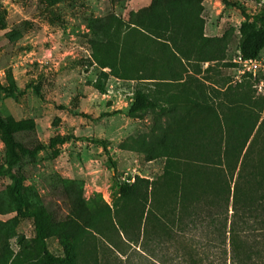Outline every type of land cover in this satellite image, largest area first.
I'll list each match as a JSON object with an SVG mask.
<instances>
[{
  "label": "rangeland",
  "instance_id": "rangeland-1",
  "mask_svg": "<svg viewBox=\"0 0 264 264\" xmlns=\"http://www.w3.org/2000/svg\"><path fill=\"white\" fill-rule=\"evenodd\" d=\"M153 1L0 0V80L5 85L15 82L21 89L18 98L4 100L2 115L14 125L21 142L44 146L36 157H23L19 170L29 202L44 213L50 232L46 241L56 254L63 253L60 240L65 234L75 232L83 239L87 235L79 214L88 217L107 204L113 207L117 195L115 168L93 139L108 142L122 182H134L136 176L154 179L164 172L166 158L150 160L149 156L168 120L160 119L156 111L138 117L127 111L137 87L149 90L161 103L165 96L155 92L151 85L155 83L113 74L106 80L107 92H99L93 84L102 70L110 69H103L93 56L90 39L94 35L89 28L92 19L99 18L98 25L113 16L128 19ZM161 1L170 17L179 14L189 31L184 38L195 48H202L198 36L202 30L218 39V53L224 55L209 66L194 55L183 67L177 62V70L187 66L196 73L201 70L199 84L205 82L218 102L242 104L254 116L263 117L264 50L255 71L243 72L238 60L241 23L245 14L264 21V0H184L180 10ZM175 49L185 50L186 45H169L166 53ZM63 137L69 139L52 143ZM7 161L0 129V250L4 246L13 252L4 264H38L44 249L34 218L17 215L9 190L12 179L4 173ZM97 238L104 264H148L140 247L126 245V253H119L100 235Z\"/></svg>",
  "mask_w": 264,
  "mask_h": 264
},
{
  "label": "trees",
  "instance_id": "trees-1",
  "mask_svg": "<svg viewBox=\"0 0 264 264\" xmlns=\"http://www.w3.org/2000/svg\"><path fill=\"white\" fill-rule=\"evenodd\" d=\"M167 3H173L175 10L185 5L184 0ZM163 7L161 0H154L128 19L113 16L103 25H98L99 18L92 19L89 28L94 35L90 39L93 56L103 69H110L102 70L93 84L99 92H107L110 74L177 89L163 93L162 105L150 91L137 87L127 111L131 117L151 111L170 117L149 156L150 160L166 158L164 172L154 179L136 176L134 182H122L108 142L93 139L115 168L117 195L113 207L107 204L88 217L79 214L87 235L83 239L75 232L65 234L60 240L62 254L48 247L44 213L29 202L19 170L23 157H36L44 146L21 142L14 125L2 115L4 100L18 98L21 89L15 82L5 85L0 80V129L8 156L4 173L12 179L9 190L17 215L35 220L44 249L38 264H104L98 235L119 253H126V245L140 247L148 264H264V116H254L242 104L218 102L198 78L175 82L182 79L177 62L183 67L184 61L197 55L198 60L211 63L224 55L218 53V39L202 30L198 34L202 48H195L184 38L189 31L179 14L170 17ZM245 16L239 50L242 59H257L264 50V21ZM181 42L185 50L166 53L169 45ZM12 253L3 246L0 264L9 262Z\"/></svg>",
  "mask_w": 264,
  "mask_h": 264
},
{
  "label": "crops",
  "instance_id": "crops-1",
  "mask_svg": "<svg viewBox=\"0 0 264 264\" xmlns=\"http://www.w3.org/2000/svg\"><path fill=\"white\" fill-rule=\"evenodd\" d=\"M185 62V61H184ZM209 62H207V65L209 66ZM203 67V66H202ZM197 72V70L195 69V68H191L190 66H187V68H184L182 71H179V73H181L182 74V79H180L179 81H175V82H183V81H185L188 77H190V78H192L193 80H196L198 77L201 79V75H202V73H201V70L198 72V73H196ZM193 75H195V76H193ZM198 78V79H199ZM168 82H174V81H168ZM166 85H162V87H157L156 85H154V84H151L152 86H154L155 87V91H157L158 89V92H157V94L159 93V91L161 90V95L160 96H165V95H163V93L164 92H166V94L168 95V94H170V93H173V92H170V90H172V88H169L170 87V85H167V83H165ZM147 91H149V90H147ZM163 104H165V102L164 103H162V105ZM179 104V103H178ZM180 106V105H179ZM157 116L158 117H160V119H162V120H165V121H167L169 118H168V116H160L159 114H158V112H157Z\"/></svg>",
  "mask_w": 264,
  "mask_h": 264
},
{
  "label": "built area",
  "instance_id": "built-area-1",
  "mask_svg": "<svg viewBox=\"0 0 264 264\" xmlns=\"http://www.w3.org/2000/svg\"><path fill=\"white\" fill-rule=\"evenodd\" d=\"M243 66V72L246 71L247 69H249V71H255V70H252L254 66L258 65V60L257 59H250V60H244L242 59L241 57V53H240V56H239V60H238Z\"/></svg>",
  "mask_w": 264,
  "mask_h": 264
}]
</instances>
